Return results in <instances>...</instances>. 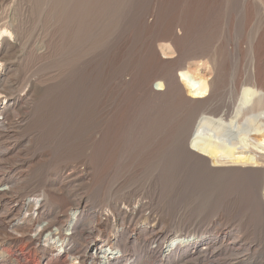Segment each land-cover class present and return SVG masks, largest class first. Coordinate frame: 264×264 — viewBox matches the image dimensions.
<instances>
[{
    "label": "rangeland",
    "instance_id": "rangeland-1",
    "mask_svg": "<svg viewBox=\"0 0 264 264\" xmlns=\"http://www.w3.org/2000/svg\"><path fill=\"white\" fill-rule=\"evenodd\" d=\"M0 2V264H219L213 248L241 234L264 264L260 176L189 154L203 106L177 78L210 77L211 103L231 105L250 46L264 66V0ZM79 199L74 232L48 237ZM111 208L137 221L117 231ZM29 218L34 233L8 239Z\"/></svg>",
    "mask_w": 264,
    "mask_h": 264
},
{
    "label": "bare ground",
    "instance_id": "bare-ground-1",
    "mask_svg": "<svg viewBox=\"0 0 264 264\" xmlns=\"http://www.w3.org/2000/svg\"><path fill=\"white\" fill-rule=\"evenodd\" d=\"M3 19H7V17L4 15ZM8 20L9 19H7L5 22L8 24V26L10 25L11 27L12 21ZM252 47L253 46H250L248 50L250 56L249 65L245 69V74L241 78L238 89L235 87V79L233 76L229 81L228 86L230 91L232 93L236 92L235 94L233 93L235 95V98L234 101L231 99V101H233L232 103L230 102L231 105H214L211 103L210 91L211 86L214 82L210 77H205L204 75H200L193 71L191 72L188 70L189 68H182L178 70L179 73H177V78L179 79L181 85L185 90L186 98L188 100L187 102L190 104L192 103L194 105L196 104L199 106H203L195 119L193 128L191 127L192 130L186 142L189 154L204 161L209 169L233 168L236 170L243 169L253 172L255 175L260 176L259 180L257 178L258 184L264 185V83L262 84V81H264V74H262L264 73V66L261 65L262 63L260 64L261 61H258V57L256 58V55L254 53L255 50H253ZM156 85L158 87L157 91L163 90V84L161 83V81H158ZM6 130L7 125L1 123L0 134L3 135L4 133H6ZM258 187L260 188L261 186ZM2 196L5 195H0V197ZM80 202V199L75 200L74 204L72 205L74 207L69 208L71 211V215H68V217L71 218L72 216V219L74 220L68 219V221H66L65 223H59L58 225H56L55 228H49L51 230L48 229L49 231H47L48 237L50 236L51 239L59 238L63 243L65 239L62 238L61 232L66 230L72 231V233L74 232L75 228L74 225L71 224V221H78L79 216L83 214L84 210V207L80 206ZM25 203L27 206L21 205L19 208L22 207V210L26 209V212H31L34 207V203L30 204V201H26ZM110 210L109 213L114 220L113 225L119 227V230L117 231L123 232L124 230V232H127L129 227L132 224H135V222L137 221V213L135 211H132L129 214L127 213V211L115 212L112 211V208ZM19 212L20 209H18L16 215H18ZM38 221L39 219L35 223H33L31 222V218H29L28 221H26L27 224L25 223L26 227L23 230L14 229V223L8 222L7 228L5 227V229L9 231L11 229L10 234L8 232V239L12 240L13 242H17L18 237L24 239L25 236H28L29 238L30 235L35 231L34 225L36 224L38 226ZM20 227L22 226L20 225ZM5 229L3 230V234L7 232ZM130 231V233H132V230ZM227 234L228 233H226L225 235ZM198 238L199 237L197 236L195 244H198ZM237 238L241 239L239 240V246L237 247H228L227 245H225L224 247L219 246V248H213V260L216 259V263L219 262V264L260 263V260L257 257V254L259 252L257 253L258 249L255 248V245H253V243L251 244L250 242L248 243L246 241H242L244 240V235L242 236V234L237 235ZM146 239L144 240L146 241V246L148 247V249L150 248L149 250L152 251L153 245L155 244L160 246V244L158 243L159 235L157 232H152L148 237H146ZM249 239H251V237ZM30 240L32 239L30 238ZM33 242L34 244L32 248L35 249L38 246V243L35 241ZM232 243L234 242H230V244ZM30 244L31 241H27V245L30 246ZM14 246L15 244H11V247ZM261 247L263 248V246ZM203 249L206 248H202V250ZM152 253H154V251ZM204 255H206V252H204ZM219 256H222V258L217 259L219 258ZM103 257L104 255H101L100 258ZM69 259V264H84V260H79V255L71 256ZM106 261L109 262L108 257ZM208 262L210 263V261Z\"/></svg>",
    "mask_w": 264,
    "mask_h": 264
}]
</instances>
